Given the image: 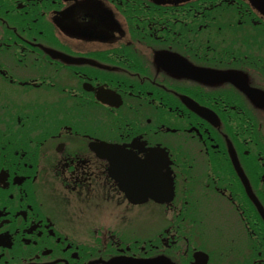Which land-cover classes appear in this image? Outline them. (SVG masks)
Listing matches in <instances>:
<instances>
[{
    "label": "flooded vegetation",
    "instance_id": "flooded-vegetation-1",
    "mask_svg": "<svg viewBox=\"0 0 264 264\" xmlns=\"http://www.w3.org/2000/svg\"><path fill=\"white\" fill-rule=\"evenodd\" d=\"M1 1L0 264H103L104 260L118 256L124 258L114 264H233L243 259L246 256L243 247H239L238 252L210 254L211 250L199 243V248L207 253L204 252L206 259L198 256L199 253L188 254L187 249L183 252L181 246L187 240H173L174 235L163 237L171 227L152 233L147 240H126L109 231L98 238L93 235L96 231L84 235L80 230L84 225L80 223V215L94 216L101 211L102 194L96 187L103 189L111 183L104 163L96 162L87 148L88 141L96 134L107 136L106 123L96 124V120L104 116L105 108L110 111V107L98 101L97 89L118 92L124 101V93L146 100L151 94L147 92L145 97L142 87H158L167 95L158 97L157 105L150 98L147 108L158 111L160 107L167 115L181 119L188 110L178 98V92L199 101L193 95H197V88L170 86L177 93L167 89L165 80L169 79V74L155 62V57L164 51L158 61L168 67H173L168 63L175 64V56L169 52L177 53L192 64L207 65L205 47L190 49V45L181 46L175 41L181 42L188 31L191 33L193 24H197L194 33H201L203 25L197 22L206 19L213 8L211 1L160 7L147 0H100L103 15L95 18V13L100 15V11L84 0L71 16L73 25L78 27L72 31V36L65 35L61 28L53 29L52 14L62 13L58 12L62 9V0ZM111 7L127 38L113 45L96 44L91 39L95 34L111 31ZM189 20H193L190 25ZM85 35L91 38H79ZM161 70L168 77H159ZM197 92L199 97L205 95L203 89ZM234 93L239 97L238 103L233 95L223 92H219L217 98L213 95L200 100L215 107L224 130L232 135L235 133L230 130L229 116L225 115L230 113L239 123L238 116H248L249 111L256 108L238 91ZM42 100L49 104L39 109L37 106ZM17 102L22 108L15 109ZM16 111L24 117L23 122L20 123L19 118V123L14 122ZM199 124L201 128L205 122L199 120ZM176 126L175 133H184L185 130L180 131V122ZM240 128L245 129L247 136L241 146H237L239 153L247 158L257 151L256 158L263 169V145H254L250 140L246 122L241 123ZM163 131L157 126H147L113 136L122 141L134 134L153 144L158 132ZM205 133L208 134L207 129ZM200 142L204 147V142ZM214 147L216 145H210ZM215 150L218 153V149ZM225 157V151L217 156L223 165L227 161ZM51 170H54L55 180H50ZM212 180L220 181V193L230 199L226 204L227 213L235 225L248 228L249 236L252 226L257 223L264 226L253 204L245 201L236 178L221 175ZM251 180L264 205V171L252 172ZM240 197L243 204L233 201ZM168 208L174 212L173 206ZM86 224L95 227L93 219ZM218 243L222 245L224 241L209 240L212 248ZM256 260H264V257L252 258Z\"/></svg>",
    "mask_w": 264,
    "mask_h": 264
},
{
    "label": "rangeland",
    "instance_id": "rangeland-1",
    "mask_svg": "<svg viewBox=\"0 0 264 264\" xmlns=\"http://www.w3.org/2000/svg\"><path fill=\"white\" fill-rule=\"evenodd\" d=\"M205 175H207V174H205ZM207 183H209V182H207ZM204 188H205V185H204ZM204 198H205V201L201 205H199V207L196 211L198 214L200 222L202 223V225L204 224L203 213L206 209L211 208V210H213V212L216 214L215 225L221 226L222 225L221 219L217 214H218V212H221V213L227 212L228 209L226 206V202L219 195H217L212 188H209V189H207L206 192H204ZM160 225H161L160 223H155V227L153 228L154 232L157 231V229L160 227ZM203 227H204V225H203ZM229 231L232 232V234L234 235V237H233L234 244H237V243H240L243 241V240H238V239H240V235L237 234V231L235 228H229ZM209 233L213 239H217L224 232H222L220 230H215L213 228H209ZM205 240H212V239L207 238ZM217 250H218V245H215V252H217Z\"/></svg>",
    "mask_w": 264,
    "mask_h": 264
},
{
    "label": "water",
    "instance_id": "water-1",
    "mask_svg": "<svg viewBox=\"0 0 264 264\" xmlns=\"http://www.w3.org/2000/svg\"><path fill=\"white\" fill-rule=\"evenodd\" d=\"M231 76H232V78H233V74H230ZM135 172V170H131V173H134ZM164 199V198H163ZM160 200H162V199H160Z\"/></svg>",
    "mask_w": 264,
    "mask_h": 264
}]
</instances>
